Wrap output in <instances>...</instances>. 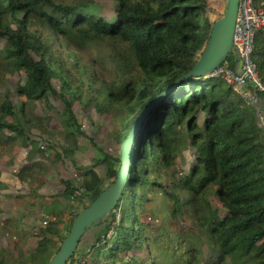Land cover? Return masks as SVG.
I'll use <instances>...</instances> for the list:
<instances>
[{
  "label": "trees",
  "instance_id": "obj_1",
  "mask_svg": "<svg viewBox=\"0 0 264 264\" xmlns=\"http://www.w3.org/2000/svg\"><path fill=\"white\" fill-rule=\"evenodd\" d=\"M112 1L104 15L99 0H0V264L49 263L142 115L122 199L68 263L264 264V126L220 78L180 80L223 12ZM252 60L264 80V31ZM96 120L119 125L117 155L82 130Z\"/></svg>",
  "mask_w": 264,
  "mask_h": 264
},
{
  "label": "water",
  "instance_id": "obj_2",
  "mask_svg": "<svg viewBox=\"0 0 264 264\" xmlns=\"http://www.w3.org/2000/svg\"><path fill=\"white\" fill-rule=\"evenodd\" d=\"M240 0H226V10L222 18L217 20L210 32L206 48L194 68L183 78L208 77L222 64L227 63L230 55H238L234 46L235 29ZM167 93V92H166ZM149 110L146 111V113ZM145 115L134 124L131 132L121 147L122 166L116 181L105 188L99 197L73 220L69 235L63 241L59 251L48 264H68L76 254L84 236L101 224L120 203L131 169L130 154L136 138L142 129Z\"/></svg>",
  "mask_w": 264,
  "mask_h": 264
},
{
  "label": "built area",
  "instance_id": "obj_3",
  "mask_svg": "<svg viewBox=\"0 0 264 264\" xmlns=\"http://www.w3.org/2000/svg\"><path fill=\"white\" fill-rule=\"evenodd\" d=\"M260 31H264V1L240 0L234 38L236 66L231 68L224 63L207 78H220L248 105L258 106L263 112L260 123L264 126V108L259 103L264 101V80L252 60L255 36Z\"/></svg>",
  "mask_w": 264,
  "mask_h": 264
},
{
  "label": "rangeland",
  "instance_id": "obj_4",
  "mask_svg": "<svg viewBox=\"0 0 264 264\" xmlns=\"http://www.w3.org/2000/svg\"><path fill=\"white\" fill-rule=\"evenodd\" d=\"M212 4L213 6L223 12V15L225 14V10H226V0H212ZM99 5L101 6V13L104 14V15H110L111 13H113V6H114V3L112 0H99ZM84 54L86 56H90V57H94L95 56V51L93 48L87 50L84 52ZM234 55V54H232ZM235 56V55H234ZM231 60V59H230ZM14 88V79H11L2 89H1V92L2 93H5L8 89H13ZM263 100V99H262ZM260 104H262L261 102H259ZM256 108V113L259 117V120L260 118L262 117L263 115V112H261L259 109H258V106L255 107ZM116 123V122H115ZM119 125L116 123L111 125L109 122L107 121H102V122H98L97 120L95 121V124H94V127H92L90 124L84 122L83 125H82V130L86 133V134H89L91 136H96L97 137V133L99 131V128L101 129V131H99L100 133V142L101 143H98L99 145H101L103 148H108L110 149L111 151L114 152V154L117 152V146L114 145L113 143V140H112V136L110 133L111 131H117L119 128ZM115 129V130H114ZM98 139V138H97ZM82 141L84 142V144H89V140L85 138V136L83 137ZM89 148V147H88ZM99 154V153H98ZM117 155V154H115ZM94 156V155H93ZM97 157L99 155H96ZM78 158H82L83 160V164L85 166H87L89 164V156L87 155H83V156H77ZM95 157V156H94ZM24 159H26L24 157ZM27 160V159H26ZM19 190H21V185H16V190L14 191V193L18 192ZM154 206L156 207L158 213H161L162 210L164 209H167V201L162 197V196H159L156 201L154 202ZM10 207H12V210H16V209H19V211L21 210V207L19 206H14V204H11ZM92 233L93 232H88L84 238L82 239L85 244L88 245L89 242L92 241ZM112 235V232L110 233Z\"/></svg>",
  "mask_w": 264,
  "mask_h": 264
},
{
  "label": "crops",
  "instance_id": "obj_5",
  "mask_svg": "<svg viewBox=\"0 0 264 264\" xmlns=\"http://www.w3.org/2000/svg\"><path fill=\"white\" fill-rule=\"evenodd\" d=\"M262 107L264 108V101H262Z\"/></svg>",
  "mask_w": 264,
  "mask_h": 264
},
{
  "label": "bare ground",
  "instance_id": "obj_6",
  "mask_svg": "<svg viewBox=\"0 0 264 264\" xmlns=\"http://www.w3.org/2000/svg\"><path fill=\"white\" fill-rule=\"evenodd\" d=\"M130 156V155H129Z\"/></svg>",
  "mask_w": 264,
  "mask_h": 264
}]
</instances>
